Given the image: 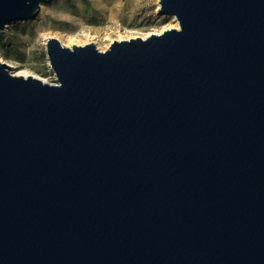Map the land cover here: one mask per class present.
<instances>
[{"label":"water","instance_id":"1","mask_svg":"<svg viewBox=\"0 0 264 264\" xmlns=\"http://www.w3.org/2000/svg\"><path fill=\"white\" fill-rule=\"evenodd\" d=\"M46 0H0V29ZM177 27L0 61V264H264V0H158Z\"/></svg>","mask_w":264,"mask_h":264},{"label":"rangeland","instance_id":"2","mask_svg":"<svg viewBox=\"0 0 264 264\" xmlns=\"http://www.w3.org/2000/svg\"><path fill=\"white\" fill-rule=\"evenodd\" d=\"M157 8L158 0H46L32 18L8 22L0 29V57L9 60L13 74L22 71L53 83L46 38L67 47L92 42L105 50L113 40L143 38L177 27L173 16L159 14Z\"/></svg>","mask_w":264,"mask_h":264},{"label":"bare ground","instance_id":"3","mask_svg":"<svg viewBox=\"0 0 264 264\" xmlns=\"http://www.w3.org/2000/svg\"><path fill=\"white\" fill-rule=\"evenodd\" d=\"M0 61L1 62H3V63H5L7 66H11V64H10V62H9V60L7 59V58H5V57H0ZM11 71V70H10ZM15 75H23V76H26V75H29L28 73H26V72H17V73H14ZM33 76V75H32ZM35 77V76H34ZM38 78V77H37Z\"/></svg>","mask_w":264,"mask_h":264}]
</instances>
